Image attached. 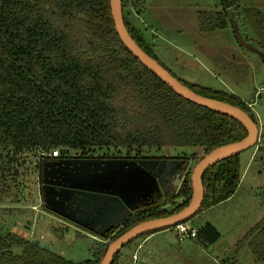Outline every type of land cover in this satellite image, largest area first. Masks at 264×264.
Listing matches in <instances>:
<instances>
[{
    "label": "trees",
    "instance_id": "obj_1",
    "mask_svg": "<svg viewBox=\"0 0 264 264\" xmlns=\"http://www.w3.org/2000/svg\"><path fill=\"white\" fill-rule=\"evenodd\" d=\"M121 1L130 35L156 59L124 13L129 6L139 9L140 1ZM228 3L231 8L240 0ZM240 15L254 30L257 46H253L262 50L264 9L245 8ZM198 18L205 33L228 26V16L221 12L202 11ZM218 100L250 115L243 101ZM246 134L240 122L185 99L141 63L116 31L110 0H0V202L11 195L21 158L31 153L61 149L80 157H100L98 151L116 150L119 155L101 157H129L140 149L200 147L207 154ZM239 169L238 154L208 168L202 177L205 193L200 210L235 193ZM187 187L181 184L176 192L171 189L157 198L154 207L138 210L115 238L137 223L183 209L192 194ZM180 195L185 200L175 209L159 205L163 197L173 202ZM196 232V240L205 245L221 236L211 223ZM239 245L250 249L254 264H264V219ZM120 253L111 264H118ZM0 264L74 263L17 234L0 231Z\"/></svg>",
    "mask_w": 264,
    "mask_h": 264
},
{
    "label": "rangeland",
    "instance_id": "obj_2",
    "mask_svg": "<svg viewBox=\"0 0 264 264\" xmlns=\"http://www.w3.org/2000/svg\"><path fill=\"white\" fill-rule=\"evenodd\" d=\"M139 1V9L129 6L124 13L156 60L193 91L237 104L240 101L246 103L260 135L255 146L238 153L241 180L235 193L216 205L200 210L186 221L193 229L206 223L214 225L221 235V252L208 244L199 243L196 238H193L194 242L188 239L179 241L176 231L168 229L148 237L147 232L132 239L121 249L118 264H254L255 258L250 249L240 247L239 242L264 219V57L237 40L229 18V29L212 33L202 31L198 13L214 11L226 14L223 0ZM252 7L264 9V0H240L239 6H232L231 10L242 38L257 46L253 28L240 15L243 9ZM260 51L264 53V48ZM187 59L194 60L196 65L181 62ZM256 147H259L258 152L251 156ZM105 153L119 155L116 150H102L96 154L101 156ZM124 153L125 150L120 151V154ZM37 154L21 158L18 175L14 181L11 180V195L1 199L0 231L12 233L16 226L28 234L26 240L44 243L50 252L68 262L83 264L91 261L99 264L103 252L118 233L107 239L46 210L41 204ZM205 154L204 148L200 147L138 151L140 157L188 158L189 168L181 184L188 186L189 191H192L193 168ZM133 155L137 153L133 152ZM184 200V195L173 202L163 197L159 205L164 210H171ZM15 251L20 252L21 249Z\"/></svg>",
    "mask_w": 264,
    "mask_h": 264
},
{
    "label": "water",
    "instance_id": "obj_3",
    "mask_svg": "<svg viewBox=\"0 0 264 264\" xmlns=\"http://www.w3.org/2000/svg\"><path fill=\"white\" fill-rule=\"evenodd\" d=\"M223 3L237 40L264 57V53L242 38L228 0H223ZM110 10L121 41L141 63L185 99L240 122L247 134L239 141L211 150L195 164L191 174V198L183 209L174 214L149 219L132 226L108 244L99 264H111L114 256L137 236L156 230L169 229L195 216L204 201L205 192L202 177L208 168L255 146L260 135L257 123L246 111L228 102L194 92L146 53L132 38L124 24L121 0H110ZM181 61L190 65L195 64L188 60ZM68 152L69 150H65L64 153L67 155L65 157L46 160L42 163L44 194L41 203L52 214L94 234L98 232V223L96 222L100 221L104 214L102 212L103 205L107 202H116L121 205L122 209L130 212L134 211L139 204H153L165 188L164 181L168 178L171 166L183 164L182 160L164 158L134 160L70 157ZM189 164L190 160L184 161L178 181L185 177ZM105 211L108 210L105 209ZM12 233L23 237V239L28 237L27 233L19 230L16 226ZM34 244L49 249L47 245L38 240Z\"/></svg>",
    "mask_w": 264,
    "mask_h": 264
},
{
    "label": "flooded vegetation",
    "instance_id": "obj_4",
    "mask_svg": "<svg viewBox=\"0 0 264 264\" xmlns=\"http://www.w3.org/2000/svg\"><path fill=\"white\" fill-rule=\"evenodd\" d=\"M70 157H80V156L71 155ZM83 158H100V159L127 158V159H134V160H138V159H141V158H164V159H167V160H169V159L182 160L183 164L179 163V164H173L171 166V169H170V171L168 173V178L165 179V181H164L165 182V188L162 190L161 195L159 197H157V198H161L163 195H165L171 189H174L175 192L179 189V187H180V185H181V183L183 181V179L178 181L179 178H180L181 172H182V170H181L182 169V165H184V161L188 160V158H186V157H168V156H160V157H143V156L142 157H140V156H129V157H127V156H122V157H101L100 156V157H98V156H94V157H83ZM55 159H59V158H55ZM51 160H53V159H51ZM42 175H43V172H42V167H41V169H40V178H41L40 189H41V197H42V200H43L44 190H43V183H42ZM157 198H156V200H157ZM41 204L43 205V203H41ZM153 205H154V203L153 204H149V205L139 204L134 211H130L129 212V211H126L125 209H122L121 205L119 203L107 202L105 205L102 206L103 207L102 212H104L103 217L101 218L100 221L96 222V223H98V225H97V230H98L97 235L103 236V237H107V239H108L109 236L118 233L120 231V229L123 227V224L125 223V221L127 219H130L133 216H135V214H136V212L138 210H141L143 208H148V207H151ZM105 209H107L108 211H105ZM85 231H87V230H85ZM87 232H89V231H87ZM89 233H91V232H89Z\"/></svg>",
    "mask_w": 264,
    "mask_h": 264
},
{
    "label": "built area",
    "instance_id": "obj_5",
    "mask_svg": "<svg viewBox=\"0 0 264 264\" xmlns=\"http://www.w3.org/2000/svg\"><path fill=\"white\" fill-rule=\"evenodd\" d=\"M249 107H251V104H248ZM65 150L61 149H54L52 151H41L38 152L37 154V159L36 162L38 164L46 161V160H51L55 158H61L67 156L65 153ZM68 156H71V154L68 152ZM169 229H174L176 231L177 237L179 238L180 241L186 239V238H195L196 237V230L193 228H189L187 223L181 222L178 223L174 226H172Z\"/></svg>",
    "mask_w": 264,
    "mask_h": 264
},
{
    "label": "crops",
    "instance_id": "obj_6",
    "mask_svg": "<svg viewBox=\"0 0 264 264\" xmlns=\"http://www.w3.org/2000/svg\"><path fill=\"white\" fill-rule=\"evenodd\" d=\"M224 29H229V26H227V27L224 28ZM187 60H188V59H187ZM188 61H192V62H194V60H188ZM181 62H183V61H181ZM194 63H195L194 65H196V62H194ZM251 148H252V147H251ZM256 151L258 152V147H256V149L253 148L251 156L254 155ZM250 160H251V157L249 158L248 162H250ZM165 230H168V229H163V230H160V231H158V232H162V231H165ZM195 230H196V229H195ZM158 232H156V233H158ZM156 233H153V234H156ZM153 234H152V235H153ZM220 237H221V236H220ZM195 238H196V237H195ZM186 239H188V240H190V241H192V242L195 241L194 239H191V238H186ZM184 240H185V239H184ZM184 240H182V241H184ZM179 241H180V240H179ZM219 243H220V238H219L215 243H213V244H208V245H209L210 247H214V249H217L218 251L221 252V249L219 250V248H220ZM195 244L198 245L197 242H195ZM206 245H207V244H206ZM206 245H205V246H206Z\"/></svg>",
    "mask_w": 264,
    "mask_h": 264
}]
</instances>
